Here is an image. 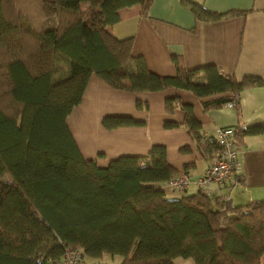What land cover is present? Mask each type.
<instances>
[{
	"label": "trees",
	"instance_id": "1",
	"mask_svg": "<svg viewBox=\"0 0 264 264\" xmlns=\"http://www.w3.org/2000/svg\"><path fill=\"white\" fill-rule=\"evenodd\" d=\"M151 1L0 0V264H56L65 248L81 251L82 264H106V255L118 264H260L264 199L234 205L201 190L169 197L167 183L180 171L163 145L101 166L82 157L67 127L91 75L131 92L224 94L204 100L205 110L238 108L241 90L264 85L259 76L238 80L213 64L186 69L175 56L176 75L151 72L132 55V37L106 30L121 8L137 4L144 14ZM183 2L201 20L233 13ZM174 103L166 99L168 112ZM182 107L196 149L212 156L216 144L201 139L200 123ZM101 123L112 129L139 122L105 116ZM231 128L236 146L244 135L264 132L263 124Z\"/></svg>",
	"mask_w": 264,
	"mask_h": 264
},
{
	"label": "crops",
	"instance_id": "2",
	"mask_svg": "<svg viewBox=\"0 0 264 264\" xmlns=\"http://www.w3.org/2000/svg\"><path fill=\"white\" fill-rule=\"evenodd\" d=\"M183 1L152 0L144 14L137 4L121 8L119 21L106 30L118 38L132 37V55L141 56L147 68L159 76L176 75L175 56L186 69L213 64L238 80L249 75L264 79V0H190L210 11L233 12L217 20L197 19ZM223 95L203 98L174 87L131 92L91 75L66 124L82 157L101 166L120 155L145 156L153 145H163L168 163L192 179L185 193H194L200 190L195 181L210 165L211 156L204 157L196 149L183 125L182 105L191 108L206 133L218 126L264 125V85L241 90L238 108L225 104L204 109V100ZM166 99L176 100L171 112L166 110ZM105 116L129 117L139 123L106 129L101 123ZM167 121L177 125L165 126ZM237 151L232 178L223 184L210 183L203 193L234 205L264 199V132L244 135ZM168 192L169 197L181 194ZM111 259L118 264L117 258ZM175 264L194 263L176 258ZM260 264H264V255Z\"/></svg>",
	"mask_w": 264,
	"mask_h": 264
},
{
	"label": "built area",
	"instance_id": "3",
	"mask_svg": "<svg viewBox=\"0 0 264 264\" xmlns=\"http://www.w3.org/2000/svg\"><path fill=\"white\" fill-rule=\"evenodd\" d=\"M230 105V104H229ZM201 139L216 144L217 149L211 156L210 165L195 181V185L206 192L210 183L223 184L232 178L237 163V146L234 143L233 129L218 126L212 133H201ZM192 179L185 171L171 178L167 186L180 194L191 184ZM82 253L79 250L65 248L64 254L56 264H82Z\"/></svg>",
	"mask_w": 264,
	"mask_h": 264
},
{
	"label": "rangeland",
	"instance_id": "4",
	"mask_svg": "<svg viewBox=\"0 0 264 264\" xmlns=\"http://www.w3.org/2000/svg\"><path fill=\"white\" fill-rule=\"evenodd\" d=\"M4 179H7V177H4ZM108 256V259H106V261L104 260V262H106V264H113L114 262L112 261V257H110L109 255H106L105 257ZM113 258H117V257H113ZM108 261V262H107Z\"/></svg>",
	"mask_w": 264,
	"mask_h": 264
}]
</instances>
